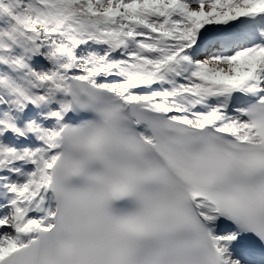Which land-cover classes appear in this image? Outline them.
Here are the masks:
<instances>
[{"label":"snow or ice","instance_id":"1","mask_svg":"<svg viewBox=\"0 0 264 264\" xmlns=\"http://www.w3.org/2000/svg\"><path fill=\"white\" fill-rule=\"evenodd\" d=\"M0 264H264V0H0Z\"/></svg>","mask_w":264,"mask_h":264}]
</instances>
